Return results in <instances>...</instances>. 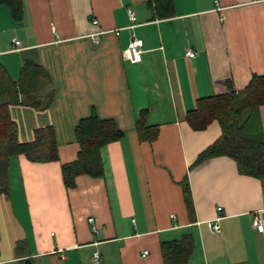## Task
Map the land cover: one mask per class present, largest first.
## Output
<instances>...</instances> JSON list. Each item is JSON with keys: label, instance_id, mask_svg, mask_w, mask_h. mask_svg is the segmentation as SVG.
<instances>
[{"label": "crops", "instance_id": "obj_1", "mask_svg": "<svg viewBox=\"0 0 264 264\" xmlns=\"http://www.w3.org/2000/svg\"><path fill=\"white\" fill-rule=\"evenodd\" d=\"M24 4L21 23L0 7V65L14 81L24 62L40 65L55 99L45 110L11 105L10 114L21 143L52 126L59 160L11 158L9 196L16 184L20 215L0 227V264H164L161 244L187 234V264H264V178L226 154L193 167L223 130L218 120L196 130L187 118L201 98L264 76V0H174L165 18L148 0ZM134 37L144 40L139 62L124 57ZM142 111L158 128L153 141L139 135ZM92 113L114 120L123 136L102 149V176L82 174L67 187L62 165L78 158L75 130ZM259 119L264 138V104ZM187 176L193 212L181 184Z\"/></svg>", "mask_w": 264, "mask_h": 264}, {"label": "trees", "instance_id": "obj_2", "mask_svg": "<svg viewBox=\"0 0 264 264\" xmlns=\"http://www.w3.org/2000/svg\"><path fill=\"white\" fill-rule=\"evenodd\" d=\"M155 17L165 18L174 14V0H148ZM9 8L12 19L21 23L24 18V0H0V7ZM55 99V88L49 73L40 65L26 61L22 65L18 81L10 78L0 65V197L11 194V158L20 154L34 162L59 160V149L52 126L37 128L32 141L18 140V126L13 121L9 107L29 104L45 110ZM264 104V76H254L246 86L229 89L219 95L201 98L187 118L196 130L205 129L218 120L222 126L220 138L202 151L193 167L203 161L226 154L233 157L243 173L264 178V138L260 127L259 107ZM146 111L140 113L137 129L141 139L153 141L159 132L157 127L145 124ZM80 145L78 158L62 165L63 179L67 187L76 184V177L88 174L103 175L102 149L119 140L123 132L114 120L101 119L96 113L80 120L76 130ZM187 208L194 210V201L188 176L181 182ZM193 236L184 235L179 240L161 244L164 264H187L192 249Z\"/></svg>", "mask_w": 264, "mask_h": 264}, {"label": "built area", "instance_id": "obj_3", "mask_svg": "<svg viewBox=\"0 0 264 264\" xmlns=\"http://www.w3.org/2000/svg\"><path fill=\"white\" fill-rule=\"evenodd\" d=\"M128 14H129V19L132 23L135 22L136 17L132 9H128ZM94 23H97V20H94ZM133 26V25H132ZM13 44L17 47L21 46L20 40L17 38L13 39ZM144 50V40L138 37H134L129 46L126 48L124 51V57L131 61V62H139L141 60V54ZM188 56L193 57L195 56V52L193 50H188L186 53ZM220 209V208H219ZM94 218L90 217L89 222H93ZM253 226L258 230L262 231L263 230V224L260 222V220L257 217H254L253 219ZM93 229L96 231L97 227L94 226ZM214 230L216 232H221V228L218 224L214 225ZM100 259V253L98 251H95L94 253V261L98 262Z\"/></svg>", "mask_w": 264, "mask_h": 264}, {"label": "rangeland", "instance_id": "obj_4", "mask_svg": "<svg viewBox=\"0 0 264 264\" xmlns=\"http://www.w3.org/2000/svg\"><path fill=\"white\" fill-rule=\"evenodd\" d=\"M15 186H16V184H13V186H12L13 193L11 196H9L7 198L0 199V227H2V225L5 221L9 220L11 222V219L9 218V216L13 220H16L17 223L19 221L17 215L20 213V206L16 202V197H18V194L16 192ZM14 199H15V202H14Z\"/></svg>", "mask_w": 264, "mask_h": 264}, {"label": "water", "instance_id": "obj_5", "mask_svg": "<svg viewBox=\"0 0 264 264\" xmlns=\"http://www.w3.org/2000/svg\"><path fill=\"white\" fill-rule=\"evenodd\" d=\"M25 262H26V263H30V260H29V259H27Z\"/></svg>", "mask_w": 264, "mask_h": 264}]
</instances>
